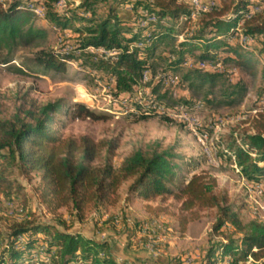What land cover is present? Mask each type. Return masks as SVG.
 I'll list each match as a JSON object with an SVG mask.
<instances>
[{
	"label": "trees",
	"instance_id": "obj_1",
	"mask_svg": "<svg viewBox=\"0 0 264 264\" xmlns=\"http://www.w3.org/2000/svg\"><path fill=\"white\" fill-rule=\"evenodd\" d=\"M100 1L84 0L70 9L68 0L65 8L57 7L60 0H0V48L12 49L35 38L46 37L47 31L32 23L33 11L29 5L53 6L56 10L48 13L51 21L64 33L73 30L78 36H69L63 51H40L39 64L46 69L62 70L69 60L79 61L86 55L92 59L95 71L108 74V81H113L110 91L117 95L142 85L146 71L150 72V82H153L156 73L152 59L156 50L172 34L178 37L183 33L185 23L191 21L194 12L190 0H115L117 4L129 3L132 9L129 19L120 18L116 7H111L106 18L98 17L94 5ZM255 4L260 10L256 8L254 14L252 7ZM199 17L197 31L185 34L183 40L163 55L168 61L164 71L179 68L197 50H201V59L219 56L245 67L252 66L256 59V52L250 48L257 49L259 56H264V0H220ZM241 22L243 34L251 38L245 46L229 41L232 29ZM88 47H104L119 53L106 58L87 51ZM194 72L200 86L209 83L210 87L216 85L222 74L200 67ZM192 75L193 72L188 73L186 78L190 79ZM241 91L242 87H233L226 95L233 98ZM186 104L192 103L187 101ZM71 107L58 100L34 105L26 111L25 118L0 117V189L7 196L12 197L21 191L19 187L15 190L14 182L7 174L9 166L15 165L30 179L33 175L39 176V194L49 211L56 213L66 208L83 219L90 206L119 202L120 188L132 180L130 192L146 201L157 198L165 201L172 197L179 203L182 232L191 221L201 218L203 210H216L213 229L216 236L222 238L210 239L199 264H253L249 263V258L264 264V220L257 217L244 221L229 195L218 191V178L210 169L197 172V169L190 168L188 177L182 175L183 182L178 183L177 178L183 171L179 162L182 158L173 149L138 148L117 166L114 163L118 148L115 139L96 140L88 134L78 137L62 135L57 127V117L67 114ZM74 108L78 116L95 117V113L82 103H75ZM141 111L151 113L154 110L146 104L136 115ZM147 116L152 115L143 114L141 117ZM250 122L249 130L239 140L235 139L229 151L244 179L256 184L264 179V110ZM143 224L142 221L136 222L132 235H129L131 240L142 230ZM229 226L234 230L225 229ZM236 233L241 235L236 236ZM4 240L1 239L0 264H35L38 259L34 260L33 256L39 253L44 258L42 264L46 260L49 264H122L114 257L108 240L60 229L54 223L29 219L28 216L15 220L6 242Z\"/></svg>",
	"mask_w": 264,
	"mask_h": 264
},
{
	"label": "rangeland",
	"instance_id": "obj_2",
	"mask_svg": "<svg viewBox=\"0 0 264 264\" xmlns=\"http://www.w3.org/2000/svg\"><path fill=\"white\" fill-rule=\"evenodd\" d=\"M62 1L57 3V7H66V0ZM68 1L70 9H73L84 0ZM207 1L199 0V4L208 5ZM210 1H215L216 5L220 2ZM111 7L117 8V13L122 19L132 17L129 3L117 4L115 0H101L94 5L100 18H106ZM29 8L33 11L32 23L45 29L47 35L12 49L0 48L1 118H25L26 111L34 105H46L62 100L67 106H72L67 114H59L57 117V127L63 136L78 137L88 134L96 140L115 139L118 142L114 159L117 166L130 152L138 148L160 151L173 149L182 158L179 162L183 165V171L177 178L178 183L183 182L182 175L188 177L190 168L197 169V172L210 169L218 178V191L229 195L244 221L257 217L264 220V179L256 184L247 182L229 151V147L235 144V139L239 140L241 135L249 130L251 119L264 110V96H261L264 93V56H259L257 49L250 48L257 55L252 66L247 67L240 66L235 61H226L219 56L201 59V50H197L194 55H189L179 68L169 70L179 83L169 87L160 82H150L148 95L154 94L153 97H158L165 103L162 105L172 111V107L181 104L184 112L191 113V118H196L199 130L207 132V138L201 142L191 125L175 119V115H165L169 119L161 118L163 114L155 111H141L136 115L121 105H113L109 99L113 81H108L107 73L95 71L91 65L92 59H88L86 55L79 61L69 60L62 70L46 69L39 64L37 58L40 51H63L67 38L77 37L78 34L73 30L64 33L51 21L48 13L56 10L53 6L30 4ZM240 24L242 32L243 22ZM199 25L200 17L192 15L191 21L185 23L183 33L178 37L172 34L159 44L152 59L155 73L167 72L164 69L168 61L163 55L179 40H183V34H194ZM229 41L243 45L239 35L232 34ZM87 51L101 56L98 50H90L88 47ZM199 62L226 63L231 72H219L222 74L214 87H210L209 83L200 86L199 82H196L198 80L194 72L197 67L218 71L202 67ZM192 72L191 78L187 79L186 75ZM192 80H195L194 84ZM233 87H242V91L239 95L229 98L226 93ZM128 94L131 93H125L124 96ZM187 101L192 104L187 105ZM75 103L85 105L95 113V117L78 116L75 113ZM143 114L152 116L143 118ZM7 174L14 182L15 190L21 188V191L11 197L0 189V245L2 238L6 242L11 224L25 216L54 223L60 229L82 232L101 241L108 240L109 244H112L114 257L122 264H199L201 254L209 245L210 239L222 238L216 236L213 229L217 216L215 209L203 210L201 218L191 221L185 232H182L179 203L172 197L165 201L161 198L146 201L130 192L132 180L125 182L120 188L119 202L101 207L90 206L85 217L80 219L66 208H61L56 213L48 210L39 194L38 175H33L30 179L15 165L9 166ZM137 221L144 222L145 226L152 223L157 226H151L152 230L145 234L141 230L131 240L129 235H132ZM225 229L234 230L232 226ZM240 235L236 233V236ZM145 237L147 240H144ZM150 242L156 244L155 252L149 248ZM128 249L131 251L128 252ZM157 252L160 254H155ZM33 258L38 259L34 261L35 264L43 263L44 258L40 253ZM259 262L249 258V263ZM45 264H49V260H46Z\"/></svg>",
	"mask_w": 264,
	"mask_h": 264
},
{
	"label": "bare ground",
	"instance_id": "obj_3",
	"mask_svg": "<svg viewBox=\"0 0 264 264\" xmlns=\"http://www.w3.org/2000/svg\"><path fill=\"white\" fill-rule=\"evenodd\" d=\"M63 1L61 0L60 3H62ZM216 4H215V1L214 2H211L210 5H203V4H199V7H206L205 9H203V12L204 11H207L209 9H212L213 7H215ZM260 9L257 8V11H259ZM193 17L195 16V9H194V12H193ZM144 24H146L144 22ZM241 24H238L234 29H232V34H235V35H239L241 38H242V43L243 45L245 46L250 40L251 38L244 35L243 32H241ZM93 49V50H98L99 52H101V56L104 55V57H109V56H116L119 51L117 50H107L105 49L104 47H90V50ZM113 51V52H111ZM221 63V62H220ZM148 72V71H146ZM146 72L143 74V78H142V82H144L146 80ZM174 74L173 72L171 71H167V72H162V80H172L174 79ZM176 79V78H175ZM149 93V91H148ZM154 95V94H153ZM153 95H148V97H153ZM124 100L126 102H124ZM124 100H116V104L117 105H121V107L125 108L126 110H128L130 113H138L139 112V108H143L146 104H149L146 100V97H144V93L142 92H132L131 94H128L126 97L124 96ZM151 108L156 111L157 113L159 114H163V115H166V116H172V115H175L174 111H171L169 109H166L162 104L161 106H152L150 104ZM197 123V122H196ZM192 127V126H191ZM197 128L199 130V127H198V123H197ZM192 130L198 135L199 137V140L202 142L203 140H205L207 138L206 136V133H204L203 131H198L196 129H194L192 127ZM205 142V141H204ZM154 222V221H153ZM156 225V223H152V225H143L146 227V231L144 229V227L142 228V231L144 232L143 234L147 233V231L149 230H152V227H154ZM152 226V227H151ZM157 226V225H156ZM149 243V242H148ZM151 244H149V248L155 252V245L154 242H150ZM155 254H159L158 252L155 253ZM83 264H86V263H83Z\"/></svg>",
	"mask_w": 264,
	"mask_h": 264
},
{
	"label": "built area",
	"instance_id": "obj_4",
	"mask_svg": "<svg viewBox=\"0 0 264 264\" xmlns=\"http://www.w3.org/2000/svg\"><path fill=\"white\" fill-rule=\"evenodd\" d=\"M252 1V0H251ZM190 4L192 6V9H195V16H200L201 14H203V9H205L206 7H199V0H190ZM211 4V1L208 0V5ZM259 5L255 4L252 8H253V13H256V8ZM192 18V17H190ZM189 18V19H190ZM184 36V34H183ZM234 39V38H231ZM113 52V51H111ZM199 65H201L202 67H207V68H211L214 70H217L218 72H226V73H230L231 71L228 70L226 63H218V62H199ZM151 76H150V72H146V80L144 82H142V85L137 86L133 92H142L144 93V97H146V100L149 104H151L152 106H161L160 101H158V99L156 97H148V87L151 81ZM153 82H160L162 85L164 86H174L177 83H179V80H176L175 78L172 80H162V71L161 72H157L153 78ZM128 93H132V92H128ZM110 102L113 103V105H116V100H124V94L121 95H117L114 94L113 92H111V98ZM124 102H126L124 100ZM174 109V113H175V119H179L184 123H188L190 124L194 129L198 130L197 128V123H196V118H191V113H186L181 109V104L172 107ZM163 117H166L165 115H161ZM199 131V130H198ZM256 189H259L258 187H255ZM144 229L146 231V227L144 226ZM160 254V253H159ZM158 255V254H157ZM188 259H186V263H187ZM128 264V262L126 263Z\"/></svg>",
	"mask_w": 264,
	"mask_h": 264
},
{
	"label": "crops",
	"instance_id": "obj_5",
	"mask_svg": "<svg viewBox=\"0 0 264 264\" xmlns=\"http://www.w3.org/2000/svg\"><path fill=\"white\" fill-rule=\"evenodd\" d=\"M207 2H208V1H207ZM205 3H206V2H205ZM111 247H112V244H111ZM111 249H112V248H111ZM127 251H128V252H130L131 250H130V249H128ZM114 254H115V253H113V255H114ZM114 256H115V255H114Z\"/></svg>",
	"mask_w": 264,
	"mask_h": 264
}]
</instances>
